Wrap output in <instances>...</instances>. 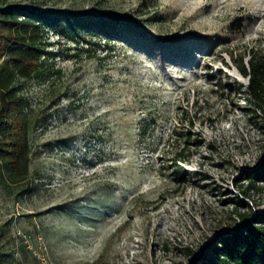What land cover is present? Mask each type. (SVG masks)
Masks as SVG:
<instances>
[{"label":"rangeland","instance_id":"rangeland-1","mask_svg":"<svg viewBox=\"0 0 264 264\" xmlns=\"http://www.w3.org/2000/svg\"><path fill=\"white\" fill-rule=\"evenodd\" d=\"M6 2L62 16L42 23L61 74L24 85L43 125L28 181L0 177V264H42L34 251L49 264H202L239 214L264 213V183L240 195L264 163V112L236 67L264 46V0ZM189 120L200 144L178 186Z\"/></svg>","mask_w":264,"mask_h":264},{"label":"trees","instance_id":"trees-1","mask_svg":"<svg viewBox=\"0 0 264 264\" xmlns=\"http://www.w3.org/2000/svg\"><path fill=\"white\" fill-rule=\"evenodd\" d=\"M6 1L0 0V55L4 57L0 64V177L6 185H19L26 183L30 174L31 134L43 125L40 108L32 107L24 97V85L34 81L51 84L52 76L61 74V70L54 68L56 54L49 50L52 44L42 23L51 21L57 27L62 16L32 14ZM79 28L75 26L73 31ZM248 58L245 62L241 57L238 63L234 59L240 74L249 79L243 93L264 112V46L260 51L251 50ZM235 91L242 93V88L237 86ZM194 126V120H189L188 129L180 134L182 142L175 147L171 160L178 186L193 175L186 167L200 144ZM247 177L248 184L240 193L244 198L252 191L263 189L257 185L264 183V163ZM233 201L249 207L243 199ZM239 219L229 235H218L208 246L207 258L202 264H264V213L254 214L250 209L239 214Z\"/></svg>","mask_w":264,"mask_h":264},{"label":"built area","instance_id":"built-area-1","mask_svg":"<svg viewBox=\"0 0 264 264\" xmlns=\"http://www.w3.org/2000/svg\"><path fill=\"white\" fill-rule=\"evenodd\" d=\"M29 247H30V246H29ZM33 253H34V255L36 256V258H37L38 260H41L42 264H49L41 254H39V253L36 252V251H34Z\"/></svg>","mask_w":264,"mask_h":264}]
</instances>
